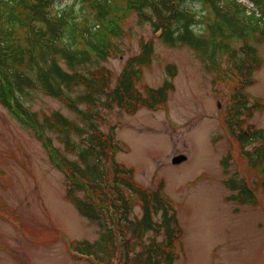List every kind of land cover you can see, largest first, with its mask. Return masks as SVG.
I'll return each instance as SVG.
<instances>
[{"label":"trees","instance_id":"obj_1","mask_svg":"<svg viewBox=\"0 0 264 264\" xmlns=\"http://www.w3.org/2000/svg\"><path fill=\"white\" fill-rule=\"evenodd\" d=\"M250 1L263 20L264 0ZM55 2L0 0V105L51 147L66 198L99 227L97 240L71 242L76 254L92 264H174L183 228L163 182L152 190L142 187L135 169L118 160L125 146L116 127L106 132L101 126L115 109L134 114L165 106L176 66H168L161 86L140 89L155 56L152 42L141 44L115 80L107 62L123 53L126 21L136 15L166 46L192 49L207 71L237 75L225 125L264 195V131L245 128L259 106L246 89L263 65L257 45L264 44V25L237 0H75L60 9ZM38 93L58 100L74 118L33 110L29 99ZM255 142L261 144L249 149ZM226 186L229 201L258 203L244 179H228Z\"/></svg>","mask_w":264,"mask_h":264},{"label":"rangeland","instance_id":"obj_2","mask_svg":"<svg viewBox=\"0 0 264 264\" xmlns=\"http://www.w3.org/2000/svg\"><path fill=\"white\" fill-rule=\"evenodd\" d=\"M74 1L56 0V8ZM188 6L199 9L194 3ZM125 30L123 53L107 62L114 80L141 44L152 42L155 56L138 86H161L170 76L168 66L175 65L174 90L157 110L109 112L101 128L107 132L116 127L117 139L125 146L118 160L135 169L142 187L152 190L163 182L164 194L173 202L183 228L174 264H264L260 178L225 125L237 75L222 78L207 71L192 49L166 46L136 15L126 21ZM257 49L263 65L246 92L250 102L259 106L245 128L264 131V44ZM221 63L223 70L225 59ZM29 105L41 114L59 110L74 118L58 100L42 93L33 95ZM180 154L187 159L173 164ZM231 178L248 182L258 203L229 201L232 191L226 180ZM65 190V177L53 161L51 147L0 105V264H92L72 250L71 242L97 240L99 227L79 214ZM136 213L141 214L139 206Z\"/></svg>","mask_w":264,"mask_h":264},{"label":"water","instance_id":"obj_3","mask_svg":"<svg viewBox=\"0 0 264 264\" xmlns=\"http://www.w3.org/2000/svg\"><path fill=\"white\" fill-rule=\"evenodd\" d=\"M187 159V156L184 154L177 155L173 158L172 162L173 164H180L184 162Z\"/></svg>","mask_w":264,"mask_h":264}]
</instances>
